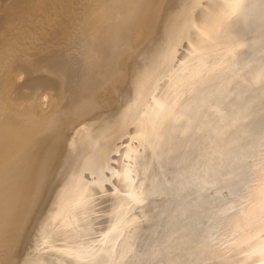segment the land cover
Returning a JSON list of instances; mask_svg holds the SVG:
<instances>
[{
	"label": "bare ground",
	"instance_id": "obj_1",
	"mask_svg": "<svg viewBox=\"0 0 264 264\" xmlns=\"http://www.w3.org/2000/svg\"><path fill=\"white\" fill-rule=\"evenodd\" d=\"M196 2L33 0L0 32V264H69L40 247L80 264H264V0L196 9L118 158L95 147L131 121ZM35 52L70 90L53 128L47 91L12 94ZM91 169L111 171L118 191L86 248L55 214L88 191Z\"/></svg>",
	"mask_w": 264,
	"mask_h": 264
},
{
	"label": "rangeland",
	"instance_id": "obj_2",
	"mask_svg": "<svg viewBox=\"0 0 264 264\" xmlns=\"http://www.w3.org/2000/svg\"><path fill=\"white\" fill-rule=\"evenodd\" d=\"M207 1L209 0H197L196 4L193 6L194 8L190 14V17H188L187 22H185V25L181 28V32H179V36L177 37L176 43L169 56L160 62L155 73L140 90L136 106L132 111L133 117L131 121H127L126 123L122 124L112 135L106 137L104 140L99 141L95 147L110 146L111 154H114V158H118L116 153L121 149L122 144L131 140L129 129L132 121L136 120L141 113L148 109L152 101L160 92L162 86L167 80L168 75L172 71L174 64L177 62L180 54L183 51L192 22L196 15V9L198 10L203 7ZM32 2L33 0H0V32L3 30V28H5V26L8 25V23L9 25L13 24L12 22L21 19L26 14V12H29ZM70 48H73L72 50L74 52H72ZM68 50L69 51L67 54H70L71 56H65H67V59L72 63H70L71 65H75L74 67H78L79 69L81 57L79 56L77 49L75 50L74 47H69ZM55 54L52 56L53 59L57 57ZM61 54L64 55V52ZM75 54L77 55V58ZM71 57L73 60L70 59ZM74 59L78 61L76 62ZM47 60H49V57L46 55L41 53L39 54L37 52L33 53L29 58L28 64H26L27 66L24 68L26 69V73H22L21 77L16 82H14L15 85L13 84L14 88L12 87V94L13 96L15 95V98L19 100L23 99L24 101V98H27L32 93L40 95L42 92L47 91L48 95L46 98H44V108L49 109V105L51 104L52 106L54 103L55 105L53 106H56L52 111H49L50 116L53 118L51 119L52 122L50 128H53L58 125L59 119L64 114V111L67 107L66 104L69 105L68 101L70 102L71 100L69 99L70 90L67 87L65 80L54 72L42 71L44 70L42 65L45 64ZM35 63L43 64L35 67ZM39 67H41L42 70ZM39 69L40 71H38ZM44 82L46 85L43 84ZM67 89L69 91H67ZM87 107L83 108L81 111L82 114L87 112ZM80 113L78 114V117L82 115ZM99 170L100 169H98V171ZM98 171L93 169L89 171L84 170V173H87L89 176V181L91 184L90 188L85 193L79 194L77 197L73 198L71 202H68L55 214V219L58 223H64L70 220L75 221L77 228L74 229L80 232V236L74 238L73 240L77 245L82 242L86 248H90L91 246V230L98 227L99 224L102 228H106L108 226V217L112 213V202L114 201L115 195L118 191V188L113 181L111 171L102 172L100 170L99 172L102 173H99ZM262 242H264V239L261 240V243ZM49 251L50 250H47L46 248L43 249V247H40L37 252L43 256L46 254H55L67 260L69 264H80L74 260L66 258L57 247L51 249L52 252Z\"/></svg>",
	"mask_w": 264,
	"mask_h": 264
}]
</instances>
